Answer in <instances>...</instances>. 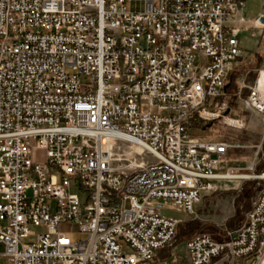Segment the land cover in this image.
<instances>
[{"label":"built area","instance_id":"built-area-1","mask_svg":"<svg viewBox=\"0 0 264 264\" xmlns=\"http://www.w3.org/2000/svg\"><path fill=\"white\" fill-rule=\"evenodd\" d=\"M245 6L0 0L5 264H152L172 246L182 219L161 209L194 215L228 176L230 144L189 129L210 119L203 112L244 56L240 34L264 31V10L251 18ZM245 103L264 115L258 81ZM186 249L189 264H264V182L236 229L195 234Z\"/></svg>","mask_w":264,"mask_h":264},{"label":"rangeland","instance_id":"rangeland-1","mask_svg":"<svg viewBox=\"0 0 264 264\" xmlns=\"http://www.w3.org/2000/svg\"><path fill=\"white\" fill-rule=\"evenodd\" d=\"M134 8V7H133ZM140 8V6H138ZM264 10V0H246L247 16L254 18ZM237 23V22H235ZM244 52L227 80L224 93L210 107L218 118H197L189 129L191 136L209 141H225L230 144L221 170L231 177L216 182L214 190L204 193L196 205L194 215L162 208L163 214L182 219L174 247L173 260L177 255L187 257L186 240L198 233H209L217 239L225 238L242 222L264 180V115L251 109L246 98L264 71V31L251 28L239 36ZM206 116V115H205ZM208 117V116H206ZM35 143V141H33ZM35 159L44 160L46 151L35 150ZM229 158H239L236 167L226 166ZM227 162L232 166V162ZM230 169L229 174L226 170ZM73 239H81L82 233L75 224L60 226ZM171 246V247H172ZM5 245L0 242V254ZM0 264H5L0 256Z\"/></svg>","mask_w":264,"mask_h":264},{"label":"crops","instance_id":"crops-1","mask_svg":"<svg viewBox=\"0 0 264 264\" xmlns=\"http://www.w3.org/2000/svg\"><path fill=\"white\" fill-rule=\"evenodd\" d=\"M246 12V11H245ZM234 22L237 23H242V13L240 12L238 15H236L235 19H233ZM227 86V85H226ZM239 158H229L228 161H226V166L230 169L236 167L237 162L239 161ZM227 162H229V164H231L230 162H232V166L228 165ZM174 254V247H170L167 250L164 251H160L157 253L156 258L154 259V261L152 262V264H162L164 262H168L170 264H189L188 258L186 257L185 259H182V257H179L177 255V259L173 260V255ZM218 264H223L222 262H218Z\"/></svg>","mask_w":264,"mask_h":264},{"label":"bare ground","instance_id":"bare-ground-1","mask_svg":"<svg viewBox=\"0 0 264 264\" xmlns=\"http://www.w3.org/2000/svg\"><path fill=\"white\" fill-rule=\"evenodd\" d=\"M235 17L233 19H235ZM258 82H259L260 88L263 89L264 88V71L261 73V75L258 79ZM203 114L210 117V118H216V116L213 113L208 112V111L203 112ZM230 176L231 177H248L247 175H245V176H236V175L232 176L231 174H229L228 177L230 178Z\"/></svg>","mask_w":264,"mask_h":264},{"label":"water","instance_id":"water-1","mask_svg":"<svg viewBox=\"0 0 264 264\" xmlns=\"http://www.w3.org/2000/svg\"><path fill=\"white\" fill-rule=\"evenodd\" d=\"M235 236H236V233L233 234V237H235Z\"/></svg>","mask_w":264,"mask_h":264},{"label":"trees","instance_id":"trees-1","mask_svg":"<svg viewBox=\"0 0 264 264\" xmlns=\"http://www.w3.org/2000/svg\"><path fill=\"white\" fill-rule=\"evenodd\" d=\"M230 77V76H229ZM227 85V84H226ZM227 86H225V88H226ZM225 90V89H224Z\"/></svg>","mask_w":264,"mask_h":264}]
</instances>
